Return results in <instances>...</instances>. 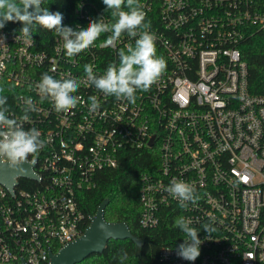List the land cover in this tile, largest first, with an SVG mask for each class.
I'll return each instance as SVG.
<instances>
[{
	"label": "built area",
	"instance_id": "built-area-1",
	"mask_svg": "<svg viewBox=\"0 0 264 264\" xmlns=\"http://www.w3.org/2000/svg\"><path fill=\"white\" fill-rule=\"evenodd\" d=\"M140 4L167 68L150 90L137 92L135 103L104 96L84 72L91 63L102 74L134 38L122 35L113 49L103 46L108 34H102L69 59L58 36L40 46L34 36L0 30V80L17 88L10 109L19 118L31 97L37 110L24 127L37 128L46 144L34 157L36 179H18L12 192L0 185V264H49L82 237V193L96 188L98 174L116 169L128 150L153 158L140 175L141 226L153 230L170 216H185L203 241L199 257L184 260L176 254L186 238L180 231L175 244L161 248V264H264V94L250 90L242 55L250 28L264 29L260 0ZM74 12V30L111 19L102 0H78ZM43 73L80 82L76 108L57 113L40 101L34 85ZM94 95L100 109L90 112ZM174 178L196 186L197 204L179 207L165 191ZM206 223L216 228L210 238Z\"/></svg>",
	"mask_w": 264,
	"mask_h": 264
},
{
	"label": "clouds",
	"instance_id": "clouds-1",
	"mask_svg": "<svg viewBox=\"0 0 264 264\" xmlns=\"http://www.w3.org/2000/svg\"><path fill=\"white\" fill-rule=\"evenodd\" d=\"M106 10L110 11V20L103 17L93 19L86 28L73 29L63 24L61 12H52L44 7V0H0V29L8 22H19L22 27L20 34L25 39L33 40L36 29L53 32L63 41L64 55L71 59L94 46L102 34H108L103 42L104 47L117 48L120 37L126 34L134 38V45L117 50L118 63L111 62L102 74L94 71V65H84L87 81L104 96H114L117 101L136 102L138 91H148L165 73L167 62L157 54V35L152 32L151 22L146 21V12L140 0H102ZM125 8L127 10H125ZM59 51V49H58ZM40 101L48 100L57 113L68 112L78 105L80 97L74 95L80 88V82L75 78L56 79L48 73H43L39 82L34 85ZM4 88L0 87V162L16 169L24 164H35V156L45 146L41 132L31 127L26 129L24 123L30 119L29 113L37 110L36 102L31 97L24 99L22 115L17 118L3 95ZM90 112L100 109L97 96L89 97ZM29 157H33L30 161ZM165 191L177 200L181 209L187 210L189 205H195L200 195L194 184L184 180L172 179ZM175 225L184 233L183 243L176 248V254L187 261H195L200 255L203 241L199 238L193 221L185 216L176 219ZM105 237L113 233L101 223L98 225ZM203 230L210 238L216 231L211 223L203 225ZM127 259L123 252L121 264Z\"/></svg>",
	"mask_w": 264,
	"mask_h": 264
},
{
	"label": "trees",
	"instance_id": "trees-1",
	"mask_svg": "<svg viewBox=\"0 0 264 264\" xmlns=\"http://www.w3.org/2000/svg\"><path fill=\"white\" fill-rule=\"evenodd\" d=\"M78 0H44V7L52 12L63 14V24L72 27L75 24V6ZM264 9V0H260ZM19 22H8L0 30L20 32ZM33 36L38 45L54 41L53 32L36 29ZM243 59L248 64L249 88L256 94H264V29L258 26L250 28L242 46ZM7 96L9 108L17 88L7 80H0ZM13 91V92H12ZM13 93V95H12ZM152 154L148 151L128 150L123 153L116 169H106L98 174L96 188L84 191L81 196V209L85 213L83 228L91 225V217L97 213L99 206L106 202L105 218L111 223H126L132 234L140 238L142 246L138 247L131 239L111 240L102 253H96L80 264H121L120 257L127 253L123 264H161L159 253L163 246L173 245L180 238V230L170 216L157 229L148 230L141 226V204L139 199L140 175L151 169Z\"/></svg>",
	"mask_w": 264,
	"mask_h": 264
},
{
	"label": "water",
	"instance_id": "water-1",
	"mask_svg": "<svg viewBox=\"0 0 264 264\" xmlns=\"http://www.w3.org/2000/svg\"><path fill=\"white\" fill-rule=\"evenodd\" d=\"M31 164H24L16 169L10 168L7 164L0 162V185L6 187L11 192L17 185L18 179H36ZM107 203H102L97 213L92 216L91 225L84 235L76 241L64 246L60 252L51 256L49 264H80L85 259L96 253H102L108 243L113 241L131 239L138 247L142 246L140 238L135 237L126 223H111L105 218V208ZM103 223L105 228L113 233V236L105 237L99 230L98 225Z\"/></svg>",
	"mask_w": 264,
	"mask_h": 264
}]
</instances>
